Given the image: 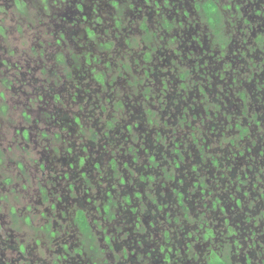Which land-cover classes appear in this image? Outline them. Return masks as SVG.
Instances as JSON below:
<instances>
[{"label": "flooded vegetation", "instance_id": "obj_1", "mask_svg": "<svg viewBox=\"0 0 264 264\" xmlns=\"http://www.w3.org/2000/svg\"><path fill=\"white\" fill-rule=\"evenodd\" d=\"M161 1L141 0L154 16L161 12L164 34H156L160 42L153 44L154 34L143 17L140 26L149 36L133 61L145 65L141 63L139 77L126 80L120 96L101 95L105 83L113 89L116 85L105 82V72L95 67V90L80 82L76 72L62 74V90H69L71 103L78 104L71 122L79 143L68 141L64 168L48 179L65 180L56 201L67 199L59 217L74 227L76 240L63 239L58 251L43 247L46 253L57 251L48 264H264V0H190L213 31L212 37L198 32L185 37L182 52L169 45L178 41L174 25L192 27L186 22L189 10L182 0L181 19L172 21L162 13L167 6ZM88 3L96 8L94 1ZM72 6L84 8L76 0ZM66 10L51 13L59 25L54 32L62 46L55 53L59 62L81 58L86 47L65 26L72 25L70 18H86L78 19L72 10L67 17ZM140 10L135 12L139 17ZM84 28L94 35L95 29ZM94 37L104 39L101 44L107 47L113 41L102 31ZM124 42L131 47L133 38ZM83 54L85 63L102 60L96 52ZM123 68L124 62L117 77ZM14 79L7 88L17 86ZM39 81L31 70L33 98L34 92L43 96ZM118 86L115 93L121 91ZM42 104L48 110L42 112L44 123L56 126L49 108L55 103ZM70 126L66 123V129ZM29 131H20L25 140ZM39 189L46 198L47 187ZM56 201L50 208H56ZM9 210L14 219L16 208ZM25 219L30 220L28 215ZM41 227L50 237L61 234L50 223ZM67 227L62 228L64 238L71 234ZM33 244L35 255L29 260L25 244L11 256L2 252L6 246L0 242V264H16L19 255L22 264H42L35 251L38 238Z\"/></svg>", "mask_w": 264, "mask_h": 264}, {"label": "rangeland", "instance_id": "obj_2", "mask_svg": "<svg viewBox=\"0 0 264 264\" xmlns=\"http://www.w3.org/2000/svg\"><path fill=\"white\" fill-rule=\"evenodd\" d=\"M74 1L20 0V2H16L15 0H0V242L6 246L2 252L7 251L6 253L11 256L16 255L14 250L20 243L25 244L28 253L26 257L31 260L35 255L34 247H32L34 246L33 240L38 238L41 244L35 248V251L43 258L42 264L49 263L50 257L57 253L63 239L69 243L72 242L71 244L76 240L75 234L71 233L74 231L72 230L74 227L67 225V218L59 217L60 209L66 207L67 199L56 201V195L62 196V186H64L65 180L55 179L57 181L55 182V180L48 179V175L55 177L60 174L61 168H64L62 155L65 154V146L68 141L70 144L76 142L75 146L79 143V139L75 138L77 130L73 132L72 127H75L71 122L74 113L79 112L78 104L71 103L69 90H62V86H65L62 78L63 72L67 70L76 72L75 75L78 76L80 82L89 84L95 90V86L99 87L93 77V67H95V69L105 72L104 81L109 85L110 83L116 85L115 89L121 85L120 93H115L116 90L113 89V86L109 88L105 83L100 89L101 95L118 94L120 96L124 92L123 87L128 86L126 80L132 81L134 76L141 75L139 70L143 62H134L133 58H138L139 50L144 44L142 40L144 37L148 39L149 36L140 26V22L144 20L143 17H147L150 34H154V36L152 35L153 44L158 45L160 42V38H157L156 34H164L159 25L162 24L160 21L162 17L159 18L161 12L154 16L148 9L150 5L143 4L141 0H112L118 2L114 5L111 0H92L96 8L89 7L88 0H76L78 3L84 4L81 11H77L72 6ZM172 1H176L177 5H172ZM181 1L162 0L161 3L167 6L162 9V13L166 17H170L172 21H175L176 16L181 19V8L179 7ZM183 3V6L189 10L186 22H191L192 27L187 28L186 25L189 24L174 25L173 30L179 39L177 38L176 44L169 45V47H178L181 52L185 48L183 41L188 35L198 32L199 35L206 34L207 37H212L213 31L206 24L204 15L192 10L190 0H183ZM174 6L177 8L174 9ZM137 7L141 9V17L136 14ZM58 8L61 12L65 9L77 11L74 15L78 19L86 18L84 21L88 22L86 24L84 21L79 22L80 20L70 18L72 25H65L70 28L68 29L69 33L75 32L76 36L86 43L85 50L80 52L82 55L81 58L78 57L79 59L70 58L64 62L62 60L59 62L56 59L55 53L61 51L62 46H58L55 39L54 32L58 30L59 25L55 26L57 23L56 19L52 18V14L57 12ZM69 11L66 10L67 17L72 15ZM117 15L120 19L118 24L115 21ZM86 25L95 29L94 35L86 32L84 28ZM101 31L104 38L113 40L108 47L101 44L104 39L100 40L94 37L98 36ZM126 37L133 38L131 47L124 42ZM76 40L78 39L76 38ZM145 43H147L146 40ZM128 47L132 48L134 53ZM124 50L128 53L125 54ZM86 51L96 52L98 56L102 55V57L100 56L102 60L110 61V65L106 67L102 60L85 63L83 52ZM123 62L126 64V68H123V75L117 77V71L118 69L122 70L121 63ZM42 66L46 67L43 71L41 70ZM31 70H34L35 77L40 80L36 85L43 87L41 98H38L37 92L33 93L34 98L30 94L32 87H35L33 83H30ZM12 76L15 77L14 81L17 86L7 88L6 85ZM133 90H137L136 94L140 98V90L132 85L131 91ZM57 93L58 95H56ZM47 102L55 103L57 107H49L57 117L56 126H50L42 119V112L48 111L42 103ZM24 112L28 114V117ZM83 114L84 111L79 115ZM66 123L71 124V128L66 129ZM62 125L65 126L63 129ZM27 127L30 128V137L25 140L20 131ZM57 133L59 134L56 137ZM120 143H124L123 140ZM39 163H42L45 169L40 168ZM42 185L47 187L46 198L39 189ZM53 201L57 203L56 208H50ZM10 206H14L17 210V216L14 219L9 210ZM74 206L77 205L74 204L72 207ZM68 212L71 213V207ZM26 215L30 218L29 222L25 219ZM46 223H50V228H60L61 234L54 238L50 237L41 227ZM65 226H69L67 230L71 234L64 238L62 228ZM47 246L57 251L46 253L43 247ZM24 259L23 261H28L26 258ZM16 264H22L20 255Z\"/></svg>", "mask_w": 264, "mask_h": 264}]
</instances>
